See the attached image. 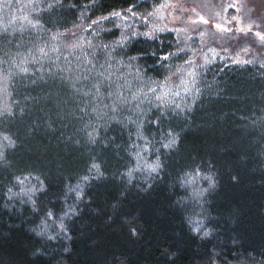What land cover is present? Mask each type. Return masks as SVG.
I'll list each match as a JSON object with an SVG mask.
<instances>
[{"label": "trees", "instance_id": "16d2710c", "mask_svg": "<svg viewBox=\"0 0 264 264\" xmlns=\"http://www.w3.org/2000/svg\"><path fill=\"white\" fill-rule=\"evenodd\" d=\"M189 2L0 0V264H264V0Z\"/></svg>", "mask_w": 264, "mask_h": 264}, {"label": "rangeland", "instance_id": "374dc122", "mask_svg": "<svg viewBox=\"0 0 264 264\" xmlns=\"http://www.w3.org/2000/svg\"><path fill=\"white\" fill-rule=\"evenodd\" d=\"M185 2H186V4H188V5H186V6H189V5L191 4V3L189 2V0H185ZM196 8H197V7H196ZM195 14H196V16L198 17L199 20H208V19H206L205 15L199 14V11L196 12ZM198 14H199V15H198ZM208 21H209V20H208ZM209 22L212 23L211 20H210Z\"/></svg>", "mask_w": 264, "mask_h": 264}]
</instances>
